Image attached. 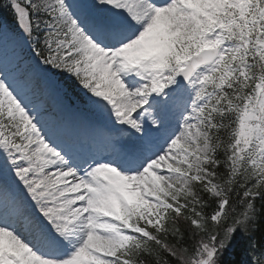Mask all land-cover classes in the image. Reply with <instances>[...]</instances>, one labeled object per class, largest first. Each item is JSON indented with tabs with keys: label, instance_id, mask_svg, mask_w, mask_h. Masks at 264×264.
Returning a JSON list of instances; mask_svg holds the SVG:
<instances>
[{
	"label": "snow or ice",
	"instance_id": "1",
	"mask_svg": "<svg viewBox=\"0 0 264 264\" xmlns=\"http://www.w3.org/2000/svg\"><path fill=\"white\" fill-rule=\"evenodd\" d=\"M2 6L0 264H264V0ZM57 74L105 126L50 111Z\"/></svg>",
	"mask_w": 264,
	"mask_h": 264
},
{
	"label": "trees",
	"instance_id": "2",
	"mask_svg": "<svg viewBox=\"0 0 264 264\" xmlns=\"http://www.w3.org/2000/svg\"><path fill=\"white\" fill-rule=\"evenodd\" d=\"M2 2V0H0ZM0 10H3L2 3L0 4ZM264 203L262 201L257 202V209L260 210L262 213H264V209H261V204ZM264 223V221H262ZM255 239L257 241L264 240V226H262L257 232ZM250 253L248 252V246L246 240H238L235 249H234V255L232 256L233 260L232 264H244V262L247 260Z\"/></svg>",
	"mask_w": 264,
	"mask_h": 264
}]
</instances>
